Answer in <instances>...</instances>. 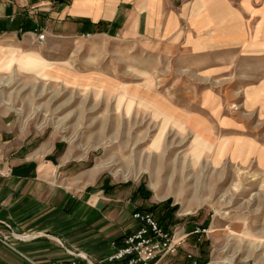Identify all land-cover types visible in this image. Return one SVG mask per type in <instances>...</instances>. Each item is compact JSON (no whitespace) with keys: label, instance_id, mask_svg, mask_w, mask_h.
I'll list each match as a JSON object with an SVG mask.
<instances>
[{"label":"rangeland","instance_id":"obj_1","mask_svg":"<svg viewBox=\"0 0 264 264\" xmlns=\"http://www.w3.org/2000/svg\"><path fill=\"white\" fill-rule=\"evenodd\" d=\"M193 19L176 47L62 37L52 19L21 39L28 47L2 48L0 145L13 161L60 145L76 171L98 165L88 193L120 234L135 212L161 223L170 200L163 225L184 242L156 264H264V17L245 18L248 34L230 46L206 45L213 28Z\"/></svg>","mask_w":264,"mask_h":264},{"label":"crops","instance_id":"obj_2","mask_svg":"<svg viewBox=\"0 0 264 264\" xmlns=\"http://www.w3.org/2000/svg\"><path fill=\"white\" fill-rule=\"evenodd\" d=\"M200 15L206 18L202 24L213 28L206 30L214 34L206 45L230 46L248 34L245 18L264 17V0H70L62 4L55 0H0V50L6 47L12 51L17 41L28 47L31 41L21 39L32 31L25 28L46 31L52 19H57L53 22L62 37L114 34L176 47L179 37L187 33L183 25ZM59 147L46 145L38 153L13 161L11 151L0 145V169L9 175L0 176V264H67L73 258L71 253L100 262L112 254L110 243L127 235L115 232L116 216L102 211L96 195L88 193L97 183L98 165L76 171L70 154L55 156ZM137 227L134 221L131 233ZM20 230L24 233H18ZM67 255L71 257L67 259ZM169 258L158 264L182 261L177 256Z\"/></svg>","mask_w":264,"mask_h":264},{"label":"built area","instance_id":"obj_3","mask_svg":"<svg viewBox=\"0 0 264 264\" xmlns=\"http://www.w3.org/2000/svg\"><path fill=\"white\" fill-rule=\"evenodd\" d=\"M46 34H40L38 40L43 42ZM0 175L8 177L7 173ZM133 219L138 224V228L130 234L125 235L121 245L119 242L110 244L112 254L96 262L88 256L71 253L74 258L67 264H156L163 256L178 253L179 247L184 240L177 237V233H172L162 223L156 220L150 212H135ZM3 224L10 228L9 224ZM48 264H59L51 262ZM194 264H197L195 262Z\"/></svg>","mask_w":264,"mask_h":264},{"label":"trees","instance_id":"obj_4","mask_svg":"<svg viewBox=\"0 0 264 264\" xmlns=\"http://www.w3.org/2000/svg\"><path fill=\"white\" fill-rule=\"evenodd\" d=\"M57 3L59 4H62V3H69L70 0H55ZM25 31L26 32H29V31H35L34 28H25ZM129 186V184H126V186ZM114 187H111L110 189H114ZM144 186L143 185H140L139 189L137 190V193L136 194H140L141 193V190H143ZM148 195H150V192H147ZM171 201L169 200L168 202H166L163 206V210H164V213L162 214V216H160V221L161 223H165L166 226L170 224L169 221L172 220L173 218V214L174 212L177 210V208H171ZM121 240V239H120Z\"/></svg>","mask_w":264,"mask_h":264},{"label":"bare ground","instance_id":"obj_5","mask_svg":"<svg viewBox=\"0 0 264 264\" xmlns=\"http://www.w3.org/2000/svg\"><path fill=\"white\" fill-rule=\"evenodd\" d=\"M138 157V156H137ZM132 159V158H131ZM139 159L140 158H138V161H139ZM151 175H153V174H151ZM155 177V176H154ZM153 179V178H152ZM154 180V179H153ZM156 180V179H155ZM164 181H162V183H163ZM158 183H160V181L158 182ZM225 262V261H224ZM229 263H232V259L230 260V261H228ZM227 263V262H226Z\"/></svg>","mask_w":264,"mask_h":264}]
</instances>
